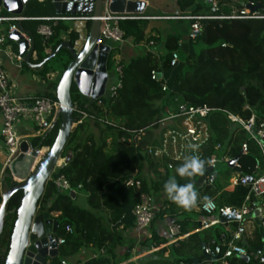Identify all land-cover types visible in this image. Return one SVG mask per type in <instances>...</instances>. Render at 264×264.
Returning a JSON list of instances; mask_svg holds the SVG:
<instances>
[{
	"label": "trees",
	"instance_id": "trees-1",
	"mask_svg": "<svg viewBox=\"0 0 264 264\" xmlns=\"http://www.w3.org/2000/svg\"><path fill=\"white\" fill-rule=\"evenodd\" d=\"M212 1L214 0H176L177 12L173 15L145 14L138 16L141 19L121 21L120 29L125 40L132 41L135 45L153 42L154 51L148 52L142 47L143 53L133 56L127 62H117V67L121 68V87L114 97L92 101L83 98L76 88L72 89L74 105L88 112L90 118L78 125L71 135L62 156L65 159L71 153V162L54 174L53 178L58 175L65 177L76 194L84 193L87 196L91 210L78 206L71 194L60 191L49 180L38 208L41 213L58 214V236L65 243L59 247L58 256L46 264H61L88 247L112 254L122 246L124 240L123 235L114 230L113 226L122 221L125 213L132 212L139 205L142 194L155 197L164 193L163 185L170 178H175L178 184L198 183L209 172L213 158L238 159V174L241 177H257L264 169L258 145L251 140L240 123L233 122L226 114L245 124L254 120L251 128L254 135L264 126V19L203 20L200 22L201 32L191 39L192 25L195 22L182 18L229 16L233 6L241 7L245 3L242 0H215L219 3L215 10ZM248 1L256 4L258 10L264 14V0ZM3 16L9 15L4 13ZM55 17L57 16L52 0L42 3L36 0L25 14L27 20L22 22L23 28L32 34L38 63L56 52L63 42V35L68 34L71 43L78 39L64 21L42 20ZM152 17H178L179 19L157 21L186 24V43L181 44L180 35L171 33L164 42L165 54H161L159 47L163 38L154 34L157 31L156 28H151V23L156 21L148 19ZM45 25L53 32L48 40L43 39L37 32ZM6 45L19 54L17 44L8 39ZM116 52L118 54L119 47H111L108 69L114 66V61L119 56L118 54L114 57ZM173 52L179 55L178 65L174 68L171 67ZM54 60L60 61L63 73L70 62V56L63 50ZM54 60L37 71V74L45 79L50 71L55 70ZM22 66L26 71H31L24 63ZM153 73H156V77ZM165 83L168 89L163 92ZM56 89L57 86L55 92ZM46 97L57 101L56 93ZM179 103L212 110L206 119L211 141L201 158L206 163L202 173L192 177H180L176 174V168L182 163H175L173 170L169 171L167 161L155 160L147 153V148L154 143L159 122L166 117L167 110L175 112ZM60 124L61 118L46 135L31 139L29 144L35 149L51 148ZM141 131L144 134L136 142L135 139ZM245 144L248 146L246 155L243 154ZM217 147H220L219 151L216 150ZM145 169H148V176H145ZM131 180L135 184L139 183L140 187H128L126 183ZM229 181L228 178L222 181L218 176L214 186L196 192L195 202L187 209L168 200L163 209L155 214L153 223L158 218H169L179 224L182 235H186L198 229V223L188 222V216L202 202L214 201L219 209L240 208L249 195V188L238 186L226 189ZM22 197L23 194L18 193L9 203L5 230L0 242V264H5L9 252ZM104 213L107 214L106 219ZM249 223L251 221H245L246 226ZM67 228H72L73 234H68ZM235 228L234 223L216 225L195 232L171 246H165L168 241L154 233L150 243L165 247L142 264H194L196 260L199 264L203 263L206 258L202 254V246L218 240L222 233ZM246 236L250 253L260 247L261 237L256 227ZM229 263L255 264L241 258Z\"/></svg>",
	"mask_w": 264,
	"mask_h": 264
},
{
	"label": "built area",
	"instance_id": "built-area-1",
	"mask_svg": "<svg viewBox=\"0 0 264 264\" xmlns=\"http://www.w3.org/2000/svg\"><path fill=\"white\" fill-rule=\"evenodd\" d=\"M113 0H104V10L103 16L100 18L102 22V29L100 37L96 43L97 46L113 44H124L127 42L124 38V33L120 29V22L125 20H137L141 19L138 16H127V15H116L109 11V6ZM127 1H140V0H127ZM245 1L243 6L238 7L233 6L232 12L229 16H195V17H185L182 19L193 20L195 23L192 25V31L190 38L194 39L196 34L201 32L202 27L200 22L203 20H260L264 19V14L258 10L256 4L248 1ZM213 9L217 10L219 3L217 1L211 2ZM148 19L154 20H164V19H179L178 17H152ZM27 18L12 17V16H0V26L8 24L5 28L6 36L8 37L10 33L17 30V23L23 22ZM43 21L52 22V21H81V22H91L94 20L93 16H80V17H71V18H43ZM38 34L42 36L43 39L48 40L52 37L53 32L49 26H41L38 29ZM6 36H0V48L6 45ZM29 43L31 44L32 39L28 38ZM154 43H144V48L148 52H153ZM14 59L22 61L20 56L13 54L11 51L7 52ZM119 62V60H117ZM179 62V55L177 52L172 53L171 67H176ZM121 76V68L117 67L116 71ZM153 76L156 77V73H153ZM121 83L117 86H114L110 89L106 88L104 97H114L117 94L118 89H120ZM168 86L166 83L163 85L162 90L166 92ZM60 109V104L58 101L52 100L48 97H22L15 93L13 85L11 83L10 76L0 64V118L2 120V126L0 130V136L5 145V152L3 154V168L0 174V209L2 206L3 198V178L8 167L16 154L19 151V148L23 142L29 143L33 138H41L49 132L56 122L58 111ZM212 112L211 109L204 108H195L188 106L186 104H178L176 111L171 112L167 110V115L164 119L159 122V128L155 131V139L152 146L147 148V153L150 157L159 161H167V169L169 171L173 170L175 163H183L186 157L196 156L198 159H201L203 156L204 149L209 145L211 141V135L209 132V127L206 122V119ZM75 117L77 121L75 126L82 124L86 119L90 118L88 112L82 110L78 106H75ZM226 113V112H224ZM228 118L233 122L240 123L243 128L249 133L251 140H253L259 147L261 156L264 162V126L259 130L257 135L252 134L251 128L254 124V120H251L249 124L243 123L241 120L229 116ZM26 122L29 126L32 127V124L35 125V130L33 135L21 136L19 134V126L22 122ZM144 132L141 131L140 134L136 137L135 141L140 140V136ZM217 151L220 150V147L216 148ZM248 153V146L245 144L243 146V154ZM227 164L231 161L226 157L221 159L213 158L209 176L204 175L197 185L196 192L200 190L212 187L217 181V168L218 163ZM65 159H62L54 174H57L59 170L65 167ZM240 166L236 165L233 173L237 174L232 179H230L228 186L229 188H236L238 186H244L249 188V195L245 200V203L240 208L234 207H224L218 208L214 201L202 202L196 209L197 212L203 216H219V219H216L211 222L202 221L201 229H208L216 225H222L220 223L221 217H228L234 212V223L236 225L235 230H227L221 234L218 240H212L208 244L204 245L202 249V254L206 258V261L200 264H231L229 261L241 258L250 261H254L256 264H264V252L255 251V249L250 253V245L247 241V226L245 225V216L252 215L253 212L260 207L262 213L260 216L261 227L264 232V169L261 170L260 174L257 177L252 178V181L249 182V177L239 176ZM53 174V175H54ZM52 177L53 184L62 192L71 194L75 191L72 190L69 182L65 177L58 175L57 177ZM197 184V183H196ZM128 187L139 188L140 184L133 180L126 183ZM76 194V193H75ZM132 215L134 217L135 226L140 231H149L151 228L154 216H155V207H154V197L147 194H142L140 196V203L136 206ZM229 224V223H228ZM68 234H73L72 228H67ZM167 234L170 239V244H176L180 240H183L185 235H182V227L177 224L175 221L170 224L167 228ZM65 243L64 239L59 238L58 245L61 246ZM153 249H158V247L153 244ZM248 245V246H247ZM61 264H67V261H62ZM185 264V263H181Z\"/></svg>",
	"mask_w": 264,
	"mask_h": 264
},
{
	"label": "water",
	"instance_id": "water-1",
	"mask_svg": "<svg viewBox=\"0 0 264 264\" xmlns=\"http://www.w3.org/2000/svg\"><path fill=\"white\" fill-rule=\"evenodd\" d=\"M33 1L36 0H0V10L9 16L24 18ZM52 4L57 17L93 16L94 20L84 22V36H80L74 43L70 40H63L52 56L34 66L35 69L44 68L63 50L70 56V62L56 89L57 101L60 104L56 122L61 118V124L54 144L49 149H35L29 143L23 142L3 178L0 242L5 230L10 200L18 193L23 194L5 264H46L49 259L58 256L59 221L53 220L49 213H39V202L44 195L47 183L62 160L71 135L77 128L72 89L76 88L85 99L98 101L104 98L109 81L108 61L111 47L96 45L102 29L100 18L103 16L104 0H52ZM147 7V0L136 2L113 0L109 11L116 15L143 16ZM16 26L17 30L10 33L8 39L17 44L20 58L31 68L33 61H39L35 54L34 43L30 44L28 41L32 34L23 28L22 22H18ZM71 159L72 154L69 153L65 158V163L69 164ZM238 161V159L231 160L228 163L229 168L234 170ZM210 171L209 169L206 176H209ZM251 181L252 178H249V182ZM71 196L75 198V193L72 192ZM261 213L262 209L258 207L252 215L245 216V219L254 222L261 236L262 246L256 248L255 251L264 252ZM234 219L233 212L228 217H221L220 223L226 225ZM194 264L199 263L196 260Z\"/></svg>",
	"mask_w": 264,
	"mask_h": 264
},
{
	"label": "crops",
	"instance_id": "crops-1",
	"mask_svg": "<svg viewBox=\"0 0 264 264\" xmlns=\"http://www.w3.org/2000/svg\"><path fill=\"white\" fill-rule=\"evenodd\" d=\"M148 1V7L146 9L145 14L147 13V10L150 5V1ZM211 0H207V2H210ZM38 2L42 3L44 0H39ZM32 7V2L29 5L28 10ZM177 12L176 7H174V11L172 14H175ZM3 11L0 10V16L2 15ZM66 23H70L69 27L71 28V31L74 32L78 39L80 36H84L85 33V23L81 21H64ZM8 26V24H4L0 26V36L6 35L5 28ZM63 40H69V35L65 34L62 36ZM8 39V38H7ZM6 39V42H7ZM77 39V40H78ZM130 43V46L132 49L135 48H142L144 47V43L141 45H135L132 41H127L126 43ZM125 43V44H126ZM111 47V43L109 44ZM123 48L120 46V55L117 57L119 61L121 59H124L122 57ZM11 51L13 54H16L11 46L5 45L4 47L0 48V64L3 66V68L6 70L8 75L10 76L11 83L13 85V88L15 90V93L22 97H46L49 94L56 93L55 87L58 86V83L61 79L62 72L59 68H55L54 71H50L46 78L43 79L41 76L37 74V71L40 69H35V65H39L38 62H32L33 67H29L31 71H26L24 67L22 66L23 61H19L14 59L12 56H10L7 52ZM135 54L134 51L131 52L130 57L132 58ZM19 56V55H18ZM37 56V55H36ZM26 65V64H25ZM110 78V75H109ZM2 126V120L0 118V130ZM35 128L29 126L26 122H22L19 126V134L21 136L25 135H33ZM5 152V145L4 142L0 136V174H1V166L4 163L3 160V154ZM82 198L83 202L80 206L83 209L91 210L87 203V196L84 193L75 194L76 203L77 201ZM168 197L165 195V193L156 195L154 197V207H155V214H158L163 207L165 206V203L168 201ZM104 218H107V214L104 213ZM53 220L58 217V214H52L51 215ZM205 216L199 214L197 212V209L195 208L192 215L188 216L190 220L188 222L198 223V229L196 231L190 232L189 234H186L184 239L189 237L190 235L194 234L195 232L202 231L201 229V222L204 221L203 218ZM213 217V216H211ZM215 219V217H214ZM214 219L212 221H214ZM216 220V219H215ZM251 221V220H248ZM174 220H171L169 218H163L161 220L155 221L149 231H140L136 228L134 217L132 215V212H127L124 215V218L120 223L113 226L114 230H117L123 235V244L121 247L117 248L112 254L106 253L104 250H97L91 247L84 248L80 253L75 255L74 257L67 260V264H142L144 260H146L148 257H150L152 254L160 250L161 248L165 246H171L170 239L167 234V228L170 224H172ZM254 227L258 229V227L254 224L253 221H251V224L249 223L247 225V233L249 234V231H253ZM230 231V230H229ZM166 232V235H165ZM259 232V230H258ZM156 233L160 238L165 239L168 241V244L163 246L161 245L158 247V249H153V246L150 242L151 236ZM260 235V234H259ZM261 237V236H260ZM247 238V236H246ZM157 246V245H156ZM262 246V240L261 245ZM51 260V259H49ZM48 260V262H49ZM254 262V261H252ZM255 263V262H254ZM256 264V263H255Z\"/></svg>",
	"mask_w": 264,
	"mask_h": 264
},
{
	"label": "rangeland",
	"instance_id": "rangeland-1",
	"mask_svg": "<svg viewBox=\"0 0 264 264\" xmlns=\"http://www.w3.org/2000/svg\"><path fill=\"white\" fill-rule=\"evenodd\" d=\"M149 1H150V5H149V8L147 10L146 15H150V16H152V15H173L172 13L174 11V7H176V5H175L176 0H149ZM33 2H32V4H33ZM3 14H4V12L2 13V16H3ZM151 20H154V19H151ZM155 21L156 22L151 23V28H156L157 32L154 33V34L156 36H162V38H163L162 43H161V45L159 47V50H162V51H160L161 54H165V43L164 42L166 41V38L171 33H177L178 35H180L181 44H185L186 43V40L188 38L187 35H184V32L187 29V25L186 24L178 23V22H175V21H157V20H155ZM69 24L70 23H66V25H68V26H69ZM181 31L183 32V34H182ZM6 39H7V36H6ZM125 43L124 44H117V45H114L113 43H111V47H115V46L119 47V52H118L119 55H120V46L124 47L123 48V53H122V57L124 59L120 58V60H123L125 62L129 61L131 59L130 54H131L132 51H134L136 55L143 53V49L142 48L132 49V47L130 46L129 42L126 43V44ZM118 54L116 52L114 54L115 55L114 57H116ZM117 57L115 59L116 61H114V63H115L114 66H112V68L108 69L109 70V75H110V78H109V81H108V85H107L108 89H110V88H112L114 86H117L119 84V81H120V77H119L118 73L116 72L117 71V59H118ZM54 61H55L54 64H53L54 67L55 68H57V67L59 68V66L61 64L60 61L59 60H54ZM60 69H61V67H60ZM32 127H35V125L32 124ZM2 168H3V165L1 166V169ZM144 172H145V176L149 175L148 169H145ZM216 172H217L219 178L222 181H225L227 178L230 180V179H232L235 176L234 173H233V170L230 169L227 164L222 163V161H220V163H218V168H217ZM197 185H198V183L197 184L196 183L193 184L195 192L197 190ZM82 202H83V199L80 198L77 201L76 204L78 206H81ZM39 213H41L40 210H39ZM214 217H215V219H219V216L217 214V215H214L213 217L205 216L203 218V220H205L207 222H211L214 219ZM158 220H161V218L156 219V222ZM165 235H166V232H165Z\"/></svg>",
	"mask_w": 264,
	"mask_h": 264
},
{
	"label": "clouds",
	"instance_id": "clouds-1",
	"mask_svg": "<svg viewBox=\"0 0 264 264\" xmlns=\"http://www.w3.org/2000/svg\"><path fill=\"white\" fill-rule=\"evenodd\" d=\"M205 161L196 156L186 157L184 162L176 168V174L180 177H192L202 173ZM210 163V161H208ZM165 195L179 207L189 208L196 198V192L192 183L178 184L175 178H170L163 185Z\"/></svg>",
	"mask_w": 264,
	"mask_h": 264
}]
</instances>
